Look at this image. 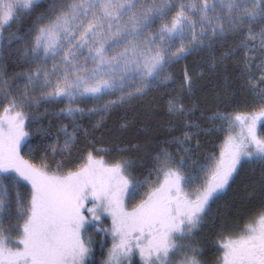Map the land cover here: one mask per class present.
Segmentation results:
<instances>
[{
	"label": "snow or ice",
	"instance_id": "1",
	"mask_svg": "<svg viewBox=\"0 0 264 264\" xmlns=\"http://www.w3.org/2000/svg\"><path fill=\"white\" fill-rule=\"evenodd\" d=\"M0 264H264V0H0Z\"/></svg>",
	"mask_w": 264,
	"mask_h": 264
},
{
	"label": "trees",
	"instance_id": "2",
	"mask_svg": "<svg viewBox=\"0 0 264 264\" xmlns=\"http://www.w3.org/2000/svg\"><path fill=\"white\" fill-rule=\"evenodd\" d=\"M185 63H188L189 65H191L192 64V60L190 59V60L186 61ZM179 67L182 68L183 64H181ZM103 226L104 227H109L110 226V220L106 221ZM99 238L103 239L104 238L103 234H100ZM108 243H109V246H110V237L108 238Z\"/></svg>",
	"mask_w": 264,
	"mask_h": 264
},
{
	"label": "rangeland",
	"instance_id": "3",
	"mask_svg": "<svg viewBox=\"0 0 264 264\" xmlns=\"http://www.w3.org/2000/svg\"><path fill=\"white\" fill-rule=\"evenodd\" d=\"M110 223H111V221H110Z\"/></svg>",
	"mask_w": 264,
	"mask_h": 264
}]
</instances>
